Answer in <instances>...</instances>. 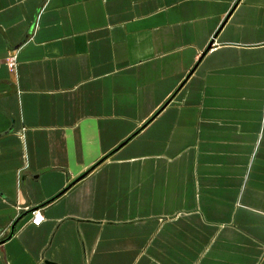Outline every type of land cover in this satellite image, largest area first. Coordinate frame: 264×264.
I'll use <instances>...</instances> for the list:
<instances>
[{
  "label": "crops",
  "instance_id": "1",
  "mask_svg": "<svg viewBox=\"0 0 264 264\" xmlns=\"http://www.w3.org/2000/svg\"><path fill=\"white\" fill-rule=\"evenodd\" d=\"M0 264H264V0H0Z\"/></svg>",
  "mask_w": 264,
  "mask_h": 264
},
{
  "label": "built area",
  "instance_id": "2",
  "mask_svg": "<svg viewBox=\"0 0 264 264\" xmlns=\"http://www.w3.org/2000/svg\"><path fill=\"white\" fill-rule=\"evenodd\" d=\"M6 63H7V67L10 70L14 71L16 69V67H17L16 55L15 54H10L7 57V59H6ZM31 214H32L31 223L33 225L38 226L43 220L41 210L40 209H33L31 211Z\"/></svg>",
  "mask_w": 264,
  "mask_h": 264
},
{
  "label": "water",
  "instance_id": "3",
  "mask_svg": "<svg viewBox=\"0 0 264 264\" xmlns=\"http://www.w3.org/2000/svg\"><path fill=\"white\" fill-rule=\"evenodd\" d=\"M88 172H89V171L85 172V173H84L83 175H81L77 180L83 178ZM14 228H15V224H13L12 229H11V232H13Z\"/></svg>",
  "mask_w": 264,
  "mask_h": 264
}]
</instances>
